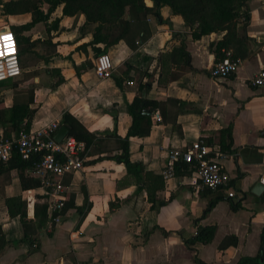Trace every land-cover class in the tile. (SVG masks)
Listing matches in <instances>:
<instances>
[{
    "label": "crops",
    "instance_id": "obj_1",
    "mask_svg": "<svg viewBox=\"0 0 264 264\" xmlns=\"http://www.w3.org/2000/svg\"><path fill=\"white\" fill-rule=\"evenodd\" d=\"M145 3L152 6L151 0ZM243 10L249 14L243 62L221 79L210 75L216 60L209 43L220 40L223 33L193 39L181 18L171 16L166 7L162 16L170 24H158L150 18L151 35L137 49L124 41L107 49L113 71L106 79H99L94 72L96 56L87 45L91 36L79 37L77 27L83 17L75 29H70L73 18L60 17L59 29L51 33L58 42L57 54L48 63L22 69L21 74L37 71L30 105L36 112L30 130L53 121L60 127L62 115L69 112L90 132L115 130L123 137L131 124L127 104L136 89L127 79L122 86L117 85L115 78L128 75L136 82L134 69L148 72L152 87L147 97L178 102L165 110L167 122H156L145 137L130 138L131 161L162 177L172 148L186 149L198 140L207 144L210 140V145L220 148L229 144L228 149L221 148L229 153L221 163L236 195L229 198L225 190L197 192L193 171L183 174L175 170L167 180L162 177L164 188L157 197L164 204L152 209L145 191H137L123 163L109 159L89 163L96 158L90 156L80 171L64 177L66 200L69 198L73 207L63 209L60 222L51 224L47 218L34 217V205L43 201L44 190H23L17 170L12 169L0 177V264H199L197 259L205 264H240L244 258L264 264V189L252 191L256 183L264 184V84L252 83L264 70V0H247ZM8 17L16 18L12 24L30 20V14ZM43 27L38 24L30 33L44 37ZM182 41L193 69L164 87L158 86L157 55ZM126 64L131 66L128 74ZM58 76L63 78L54 85ZM0 97L6 106L12 105L10 88L1 87ZM156 117L161 119L158 113ZM173 119L178 129L173 127ZM14 196L28 203L27 215L36 229L32 239L25 238L20 218L8 213L4 197ZM111 202L114 208H110ZM198 226L214 227L212 241L187 245L184 240ZM228 236L236 237V244L220 249L219 244Z\"/></svg>",
    "mask_w": 264,
    "mask_h": 264
},
{
    "label": "trees",
    "instance_id": "obj_2",
    "mask_svg": "<svg viewBox=\"0 0 264 264\" xmlns=\"http://www.w3.org/2000/svg\"><path fill=\"white\" fill-rule=\"evenodd\" d=\"M152 6H148L145 0H0L1 12L5 16L30 14V20L22 24H10L7 27L15 35L18 45V59L22 69L36 66L40 62L48 63L57 54L58 42L53 41L51 33L59 29L60 17L73 18L70 29H75L79 17H83L82 24L77 27L79 37L90 35L87 43L92 47L95 56L107 52V49L120 41H124L132 49H137L150 35L151 29L148 23L153 18L158 24H170L163 19L162 8H168L171 16H178L183 26L191 33L193 39L212 33H223L220 40L210 42L209 48L214 54L215 60L225 58L227 51L231 50L233 57H241L243 47L248 36L246 27L249 22V14L243 10L247 0H151ZM59 13V15H58ZM37 24H43L44 37L33 38L31 31ZM159 74L157 84L164 87L170 82L178 80L185 73L192 70L190 54L182 41L173 46L170 51L157 55ZM84 66V65H83ZM125 73L128 74L131 66L126 64ZM85 68V67H84ZM134 69V68H132ZM136 82L131 76L125 78L116 77L117 85L122 86V81H133L136 94L133 100L127 104V112L131 117V124L125 136L121 137L114 130L112 132H90L69 112L62 115L61 125L68 129V136L83 144L79 156L83 159L90 156L96 158L89 163L102 159L113 160L125 165L127 176L133 178L137 185V191H145L151 208H159L164 204L159 200L157 193L164 188L162 177L153 176L147 172L140 162H132L130 159L129 143L131 137H145L150 133L152 125L156 122H167L165 110L170 103L178 102L167 97L149 98L147 93L152 87L151 73L137 71ZM22 75V76H21ZM36 70H30L19 76L10 78L1 87H8L13 91L11 106L4 104L0 97V138L10 140L13 135L21 131H29L36 108L30 105L34 102V78ZM147 77V79H146ZM58 76L54 85L62 80ZM159 114L161 119L156 117ZM173 127L178 129L176 120H172ZM208 143L211 144L210 140ZM222 149H228L229 144H221ZM36 159H23L13 144L9 158L3 162L0 160V177L9 174L16 169L23 190L41 187L40 178L32 176V168ZM175 170L188 174L194 167L189 164L177 163ZM8 213L11 217L18 216L23 226L26 239H32L36 232L33 220L28 218V203L21 196L4 197ZM213 202L205 209L207 212ZM73 207L69 198L65 201L64 210ZM75 207V206H74ZM114 202L110 208H114ZM77 210L81 208L77 207ZM47 205L45 196L41 203L34 205V217L36 219L47 217ZM63 211V210H62ZM64 212V211H63ZM42 221V220H41ZM213 226H198L195 233L185 239L187 245L195 242L207 244L214 237ZM165 233V232H164ZM237 238L225 237L219 244L220 249L228 245H235ZM264 258V255L262 256ZM199 264H205L197 259ZM240 264H257L252 258H244Z\"/></svg>",
    "mask_w": 264,
    "mask_h": 264
},
{
    "label": "built area",
    "instance_id": "obj_3",
    "mask_svg": "<svg viewBox=\"0 0 264 264\" xmlns=\"http://www.w3.org/2000/svg\"><path fill=\"white\" fill-rule=\"evenodd\" d=\"M0 30V81L15 78L22 73L18 59V45L13 32L7 26ZM241 57H233L227 51L223 60L217 61L210 69L213 78H227L242 64ZM113 71L112 60L107 52L96 56L94 72L99 79L109 78ZM254 85L264 84V70H260L252 79ZM133 85V81H127ZM59 124L56 121L37 130L21 131L10 140L0 138V160L5 162L15 144L23 159L35 158L33 174L40 178L47 205V219L51 224L61 220V211L66 201V186L63 179L83 168L84 159L79 156L83 144L73 137H65L61 142L54 139ZM229 153L220 147L205 143L203 140L193 142L186 149L172 148L167 155V164L162 170L164 180L172 177L177 163L194 167L192 184L195 191L225 190L229 198L236 195L231 179L223 169L221 161ZM52 226V225H49ZM49 228V227H48ZM34 246H36L34 244Z\"/></svg>",
    "mask_w": 264,
    "mask_h": 264
},
{
    "label": "water",
    "instance_id": "obj_4",
    "mask_svg": "<svg viewBox=\"0 0 264 264\" xmlns=\"http://www.w3.org/2000/svg\"><path fill=\"white\" fill-rule=\"evenodd\" d=\"M4 29L5 27L0 28V30H4ZM67 136H68V129L65 126H60L54 134V139L57 142H61ZM263 189H264V184L258 182L254 185L252 191L255 193H260Z\"/></svg>",
    "mask_w": 264,
    "mask_h": 264
},
{
    "label": "rangeland",
    "instance_id": "obj_5",
    "mask_svg": "<svg viewBox=\"0 0 264 264\" xmlns=\"http://www.w3.org/2000/svg\"><path fill=\"white\" fill-rule=\"evenodd\" d=\"M15 20H16V18H13V17L10 18V17H8V16L3 15L2 12H1V8H0V27H1V26L10 25V24H12L11 22H16ZM37 25H38V24H37ZM40 26H41V25H40ZM43 28H44V27H43ZM41 30H42V29H41ZM31 31H32V30H31ZM31 31L27 32L26 34H31L32 37L35 38L34 35H33L32 33H30ZM34 31H35V30H33V32H34ZM8 81H10V78L7 79V80H4L3 82L6 83V82H8Z\"/></svg>",
    "mask_w": 264,
    "mask_h": 264
}]
</instances>
